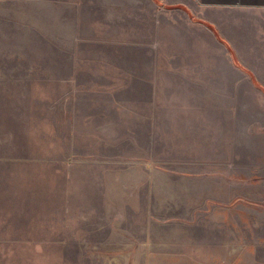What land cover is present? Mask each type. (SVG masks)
<instances>
[{
    "label": "rangeland",
    "instance_id": "1",
    "mask_svg": "<svg viewBox=\"0 0 264 264\" xmlns=\"http://www.w3.org/2000/svg\"><path fill=\"white\" fill-rule=\"evenodd\" d=\"M178 12L168 11L160 64L144 62L142 47L137 62L113 63L122 49L72 31L68 49L56 31V56L74 60L55 65L70 89L56 80L19 113L0 97V264L167 262L162 253L197 246L198 218L249 215L237 183L223 202L208 177L216 188L212 177L231 169L222 126L264 104L232 78L263 65L229 63L239 49ZM65 18L71 29L78 16Z\"/></svg>",
    "mask_w": 264,
    "mask_h": 264
},
{
    "label": "crops",
    "instance_id": "2",
    "mask_svg": "<svg viewBox=\"0 0 264 264\" xmlns=\"http://www.w3.org/2000/svg\"><path fill=\"white\" fill-rule=\"evenodd\" d=\"M174 10L221 33L224 46L239 49L229 63L263 65L261 72L251 69L232 78L231 86L237 94L264 96V0H0V97L19 113L29 96L49 94L56 80L58 87L66 83L70 89V73L57 75L55 65L74 60L69 50L66 57L56 56V31L62 32L68 49L72 31L81 42L109 41L111 48L122 49L113 63L137 62L135 48L142 47L147 48L144 62L160 64L168 11ZM73 15L78 18L70 29L65 25L72 21L65 17ZM60 21L62 26L56 29ZM220 80L227 85V79ZM248 88L255 91H244ZM239 112L222 126L220 135L231 169L221 178L212 177L216 188L208 177V191L217 192L212 199L226 202L231 183H237L233 198L248 204L254 214L207 215L205 227L198 218L201 225L192 233L197 246L162 253L174 258L154 264H264V104L243 106Z\"/></svg>",
    "mask_w": 264,
    "mask_h": 264
}]
</instances>
